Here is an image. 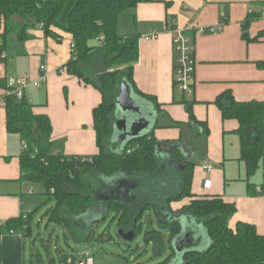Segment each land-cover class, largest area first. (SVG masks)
Returning <instances> with one entry per match:
<instances>
[{"label": "crops", "instance_id": "obj_1", "mask_svg": "<svg viewBox=\"0 0 264 264\" xmlns=\"http://www.w3.org/2000/svg\"><path fill=\"white\" fill-rule=\"evenodd\" d=\"M154 1L121 16L129 21L125 24L128 28L125 35L120 33L121 18L118 26L123 38H139L140 56L134 69V82L140 92L155 97L161 105V111L155 106L152 112L154 127H158L155 137L160 142H178L189 150L187 160L196 164L193 195L221 197L234 204L237 212L230 220V227L250 224L264 236V194H259L257 189L252 194L248 188L246 165L240 161V125L236 120L224 121L215 105L216 99L226 91H231L239 102H264V68L257 66L264 62V0ZM220 25L223 30L219 33H196L198 28ZM188 26L194 29L189 36L196 61L191 97L180 92L174 82V31ZM55 32L60 40L46 36L41 28L30 31L34 38L22 45L16 36L11 37V62L0 64V80L6 79L8 85L11 79L26 81L19 88L34 105L35 114L49 117L52 140L63 142L65 155L94 156L99 149L93 111L102 102V95L62 70L71 59L73 37L59 30ZM244 33L258 41H245ZM153 35L158 36L156 40L145 39ZM45 75V81L41 82ZM7 94L0 87V225L29 216L43 205L35 197L32 185L20 181L23 144L19 135L7 130L3 103ZM184 100L195 103L193 114L199 122L208 125L209 135L202 128L190 125ZM207 166L212 167L211 172L206 170ZM207 180L212 181L210 189L204 186ZM250 183L257 188L264 185V163ZM190 202L191 199H184L171 207L176 212ZM26 238L0 237V264H25Z\"/></svg>", "mask_w": 264, "mask_h": 264}, {"label": "trees", "instance_id": "obj_2", "mask_svg": "<svg viewBox=\"0 0 264 264\" xmlns=\"http://www.w3.org/2000/svg\"><path fill=\"white\" fill-rule=\"evenodd\" d=\"M154 2L0 0V64L9 65L11 62V37L16 36L18 44L22 45L34 38L30 31L41 28L46 36L60 40L55 32L59 30L73 37L71 59L62 70L102 95V102L93 111L99 153L94 156H68L64 153L63 142L52 140L53 128L49 117L35 114L34 105L25 95L19 98L6 79L0 80V87L8 91L3 97L8 133L19 135L23 144L20 181L43 189L45 199L42 207L52 201L55 203L44 215L48 223L65 228L80 243L90 239L92 233L78 219L97 207L94 177L98 175L103 180L120 175L128 179L147 176L160 178L164 168L157 153L159 150L168 151L182 176V191L177 196L169 197L165 208L147 203L140 211H135L119 203L105 204L103 209L116 213V232L134 231L139 235L142 217L147 210H154L157 223L163 228L169 227L175 241L176 237L180 238L182 228L175 220L169 226L168 218L188 214L204 224L212 245L203 253L197 252L193 249L197 242L190 234L191 250L184 249L182 264H264V236L258 234L256 227L245 223H238L235 229L230 227V220L237 212L234 204L225 202L221 197L192 194L196 164L187 160L189 150L186 147L178 142L158 141L154 134L157 125L147 135L125 145L121 143L123 148L120 151L112 141L121 83H126L134 96L153 103L161 111L157 99L140 92L134 82V69L140 56L139 38H123L118 26L124 13L135 11L141 4ZM243 39L249 43L258 41L251 39L248 33H244ZM257 66L264 68V62ZM182 104L189 114L190 125L202 128L204 134L209 135L208 125L199 122L193 114L195 103L184 100ZM215 105L224 121L236 120L240 125V161L246 165L248 188L255 194L257 187L250 183V179L264 163V102H239L231 91H226L216 99ZM175 125L180 127L178 123ZM261 188L262 193L259 194H264V185ZM184 199H191L189 205L173 211L172 203ZM37 212L0 225V237H32ZM151 239L159 241L156 236ZM61 258L66 263L69 257L62 255ZM170 262L171 259L162 264Z\"/></svg>", "mask_w": 264, "mask_h": 264}, {"label": "rangeland", "instance_id": "obj_3", "mask_svg": "<svg viewBox=\"0 0 264 264\" xmlns=\"http://www.w3.org/2000/svg\"><path fill=\"white\" fill-rule=\"evenodd\" d=\"M128 22V19L121 18V35L127 33L128 28L125 24ZM138 104L148 115L155 108L153 103L143 99H138ZM120 116L122 112L117 109L115 117L118 119ZM112 141L117 144V151L123 148L119 143V138L114 137ZM111 150L109 146V151ZM157 154L164 168L160 178L147 176L128 179L120 175L111 180L105 178L103 180V177L96 175L93 184L97 188L96 200L99 204L106 202L105 194H107V199L114 203H121V200L125 199L122 202L135 211H140L147 203H155L160 208H165L168 198L177 196L182 191L183 181L178 166L173 163L171 156L162 150H159ZM124 181L130 185L133 184V189L124 190L125 187L122 186ZM32 188L35 190V197L43 202L45 199L42 196L43 189L38 185H32ZM54 206L55 203L52 201L38 210L33 235L25 239V264H49L50 259H53L55 264H67L63 262L62 255H67L70 260L74 259L75 264H79L85 254L93 260V264H162L169 259H171L170 264L183 263L185 252H178L176 243L179 237H176L174 241L170 228H163L157 223L154 210L145 212L139 224L141 233L133 243L124 242L116 232L118 223L114 222L115 212H108L106 209H100L101 212L98 213L90 212L78 221L90 229L91 237L78 243L65 228L49 224L48 219L44 217L47 209ZM103 217V220L92 224L93 219ZM168 219L169 226L173 220L179 222L182 228L180 237L191 234L197 242L193 248L195 251L203 253L208 245H212L204 224L195 217L183 214L178 218ZM155 236L159 238L158 242L151 239Z\"/></svg>", "mask_w": 264, "mask_h": 264}, {"label": "water", "instance_id": "obj_4", "mask_svg": "<svg viewBox=\"0 0 264 264\" xmlns=\"http://www.w3.org/2000/svg\"><path fill=\"white\" fill-rule=\"evenodd\" d=\"M138 99L136 96L132 94L131 89L126 83H121L120 85V93L119 96L117 97V109H120L122 112V116L116 117V124H115V134L114 137L119 138V142L122 144L129 143L130 141H133L134 139L143 137L144 135H147L150 133V129L153 128L154 126V116L153 113L151 114H146L142 111L141 106L138 104ZM154 129V128H153ZM113 137V139H114ZM110 180V179H109ZM107 185V184H106ZM122 186L125 187L124 190L128 189H133V184L130 185L126 181L122 183ZM96 195L95 194V201L97 204V207L92 209L90 212H101L99 211L100 209H103L105 204H112L114 202L109 201L107 199V194H105V201L104 204L100 205L99 201L96 200ZM125 200V199H123ZM122 205L128 206L125 202H122ZM103 207V208H102ZM87 213V214H88ZM103 220V218H96L93 219L91 222L92 224L95 223L96 221ZM90 230V229H88ZM118 235L122 238L124 242L127 243H133L135 239L137 238V234L134 231L130 232H125L124 230H119ZM181 238V237H180ZM179 238V239H180ZM185 238L189 240L190 243H192V240L190 239V235H187ZM178 239V240H179ZM187 250H191L190 247L187 248ZM178 252H184V250H179ZM54 260L50 259L49 264H53Z\"/></svg>", "mask_w": 264, "mask_h": 264}, {"label": "built area", "instance_id": "obj_5", "mask_svg": "<svg viewBox=\"0 0 264 264\" xmlns=\"http://www.w3.org/2000/svg\"><path fill=\"white\" fill-rule=\"evenodd\" d=\"M223 30L222 25L216 27H202L196 30V33L200 34H215L219 33ZM194 31V29L190 26L184 29H177L174 31L173 36V46H174V54L176 58V66L174 73V82L178 90L187 96H192L194 93V85H195V70H196V61L192 57V45L191 38L189 33ZM157 35L146 37L147 41L156 40ZM45 71V67L42 68ZM46 75L42 76L41 82L45 81ZM25 80L21 79H11L9 81L10 88H13V93L16 94L19 98L23 97V90L19 88V86L25 85ZM40 86V84L38 85ZM206 170L208 172L212 171L211 166H207ZM205 188L210 189L212 186V181L207 180L205 182ZM258 193H262V188H257ZM79 264H93V260L89 258L87 254L83 256ZM67 264H75L74 259H67Z\"/></svg>", "mask_w": 264, "mask_h": 264}, {"label": "flooded vegetation", "instance_id": "obj_6", "mask_svg": "<svg viewBox=\"0 0 264 264\" xmlns=\"http://www.w3.org/2000/svg\"><path fill=\"white\" fill-rule=\"evenodd\" d=\"M126 232H130V231H126ZM137 237H138V234H137ZM176 243H177V248L179 250H184L185 248H188L189 247V244H190L189 240L187 238H185V237H181L179 240H177Z\"/></svg>", "mask_w": 264, "mask_h": 264}]
</instances>
